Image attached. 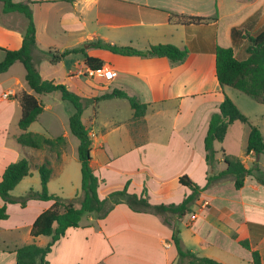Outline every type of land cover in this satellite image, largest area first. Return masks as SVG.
<instances>
[{
    "label": "crops",
    "instance_id": "crops-1",
    "mask_svg": "<svg viewBox=\"0 0 264 264\" xmlns=\"http://www.w3.org/2000/svg\"><path fill=\"white\" fill-rule=\"evenodd\" d=\"M13 1L30 4L36 37L32 56L43 79L63 83L83 97L119 89L147 104L141 120L133 119L131 108L127 120H121L117 113L111 115L103 122L99 134L89 127L95 123V110L93 118L84 123L92 141L90 165L99 178L98 194L101 198L114 191L109 188L106 194H100V190L113 180L119 184L114 185L115 188L122 189L127 184L129 193L140 195L145 187L151 204L179 203L191 192L189 187L179 183L180 175L186 174L204 186L208 174H216L225 168L224 155L239 157L248 168L251 167L248 160L255 163L252 152L241 156L223 150L220 156L216 155L214 165L210 167L205 161L203 140L210 116L218 111L224 96L234 101L229 87L220 86L217 80L215 47H232L237 58H247L245 33L254 34L264 28V0ZM182 17L203 19L182 21ZM25 25L26 19L22 14L3 12L0 2V47L18 49ZM233 29L237 31L235 39L232 38ZM96 39L139 50L169 43L187 49V53L183 60L172 62L166 56L123 55L87 47L89 56L103 61L102 70L116 72L110 79L89 68L81 53H69L56 62H51L41 53L47 49L63 51L83 46ZM0 50L5 55L3 49ZM10 78V84L0 94V179L5 167L17 161L22 153L32 157L30 149L39 151L38 156L44 157L42 161L48 159L60 163L64 153L63 149L58 158L46 150L21 144L18 147L9 142L10 136L16 140L20 134L9 131L16 111L18 119L21 114L17 95L21 91L34 94L20 75H10ZM4 92L10 93L7 98L1 97ZM53 93L60 96L56 91L46 95ZM42 107V112L53 108L49 102H42ZM235 122L228 126L222 141L233 128L244 130ZM17 128L22 132L18 120ZM112 132L118 134L112 136ZM42 161L35 160L33 167L37 168ZM3 203L0 197V206ZM50 205L51 201L39 199H29L25 206L18 202L7 203L8 216L0 220V234L4 233L0 264H17L15 251L24 244L34 242L44 246L47 243L48 240L39 243V237L43 235L32 237L30 228L37 215ZM191 209L190 213L194 209L198 213L194 212V218L190 219L193 239L189 247L182 239L185 248L224 264H242L240 262L245 261L253 264L251 253L247 255L240 249L245 247L239 241L247 239L251 248L258 250L261 264H264V184L259 183L254 175H247L239 189L235 188L231 177L213 182L200 192ZM12 213L18 217L13 219ZM199 213H203L202 217ZM22 227L27 232L23 240L18 241L15 236ZM171 232V226L164 223L159 215L133 211L127 204L118 203L102 218L89 213L85 223L69 227L46 259L50 264H94L97 256L112 261L117 256L133 255L143 264H169L177 256L169 240ZM160 244L165 249L164 253H160Z\"/></svg>",
    "mask_w": 264,
    "mask_h": 264
},
{
    "label": "trees",
    "instance_id": "trees-1",
    "mask_svg": "<svg viewBox=\"0 0 264 264\" xmlns=\"http://www.w3.org/2000/svg\"><path fill=\"white\" fill-rule=\"evenodd\" d=\"M3 12H17L26 19V25L22 30V43L18 49H6L4 58L0 61V73L16 61L23 64L25 68V82L35 94H47L58 92L63 101L70 103L73 112L69 117V128L73 134L80 139L78 147V159L81 170V193L76 197V201L63 199L61 196L48 192V181L52 176V167L50 161L45 159L42 164L37 165L40 175L39 191L29 189L20 197H13L10 191L20 182V180L30 174L31 165L28 159L22 158L9 163L0 179V197L4 201L0 206V220L8 216L7 203H20L25 206L29 199H39L51 201V205L41 211L30 228V235L37 237L47 236L49 239L44 246H39L34 242L24 244L15 251L17 264H50L46 259L53 245L65 235L69 227H78L80 219L85 213H96L99 218L106 216L110 210L118 203H125L133 211L148 212L162 217L164 223L171 226L170 241L173 243L178 261L177 264H224L216 259L207 256H199L196 253L185 248L180 237V230L167 215L174 216L178 221L187 213L191 212V206L197 200L200 192L215 181H220L231 177L236 189L244 185V179L247 175H254L256 180L264 184V172L260 173L257 164V158L264 153V138L258 127L249 125V134L247 138V152H252L256 158L251 167H247L243 161L234 155H224L225 168L216 173L208 174L206 184L200 186L194 182L188 175L183 174L178 177L179 183L191 189L179 203L169 204H151L148 201L146 188L142 193H129L127 184L118 190L111 191L106 197L101 198L98 194L99 178L94 173L91 165V137L89 129L82 122V113L89 105H96L102 99L118 97L125 98L133 109V119L141 120L146 112L147 104L140 102L135 96L128 95L125 91L114 89L110 93H105L94 97H83L70 90L63 83H56L53 80L43 79L33 60L32 52L36 47L35 24L32 16V10L28 2L0 0ZM182 21L201 20V17H182ZM236 29L232 30V38H236ZM248 39L247 53L245 59H239L235 56L232 47H215V69L216 77L220 86L234 88L251 98L256 102L264 104V28L257 33H245ZM87 47H98L107 49L111 52L123 55L140 56H166L172 62L183 60L187 49L179 48L173 44L162 43L151 45L146 50H139L131 46H121L107 41L96 39L85 43L83 46L72 47L63 51L47 49L42 54L51 62L59 61L69 53H81L84 62L94 71L103 67L101 59L91 57L86 53ZM17 98L21 105V114L18 120V126L22 130L17 135L16 140L22 146L38 150H46L55 153L59 158L65 148L66 139L63 135L56 137H47L41 133L26 131L28 126L34 122L42 112V102L32 93L21 91ZM234 121L248 123L247 117L239 110L236 104L228 97L224 96L218 105V111L210 116L206 134L203 140L205 151V161L212 167L216 160V150L214 141H222L226 135L228 125ZM257 171V172H256ZM239 243L250 250L253 264H261V256L258 250L252 249L247 239H242Z\"/></svg>",
    "mask_w": 264,
    "mask_h": 264
},
{
    "label": "rangeland",
    "instance_id": "rangeland-1",
    "mask_svg": "<svg viewBox=\"0 0 264 264\" xmlns=\"http://www.w3.org/2000/svg\"><path fill=\"white\" fill-rule=\"evenodd\" d=\"M0 55L4 57L1 50H0ZM3 57H0V61L3 59ZM10 75H20L22 81H24L25 68L23 64L19 61L15 62L13 65H11L8 68L7 71L0 73V82H2L1 88H0V94H1V91L7 85L10 84V80H11ZM228 89H229V92L232 98L235 101L233 102L236 104L239 110L247 117L248 123L239 122V121L235 122V125H237V127H244V130L241 132L239 131V129L233 128L229 132V134L227 135L224 141L222 142L217 141V140L214 141V149L217 151V154H216L217 156H220L223 150H225L226 153L233 152V154L246 156L249 125L251 124V125L258 127L264 138V104L256 102L250 96L234 88L229 87ZM103 93H106V92L99 91V94H103ZM34 95L38 96L44 103L47 102L48 104L49 102L53 106V108L46 109L44 112H42L38 116V118L28 126L27 131L43 133L51 137H56L58 135H64L66 137V145H65V148L63 151L64 153L62 155V159L60 163L55 160H50L51 166L54 169L55 174H53V176H51L48 181V192L59 195L63 199L71 200V201L73 200L75 202L76 197L79 196L81 193V170H80V162L78 159V147L80 144V139L75 134H73L69 128V117L73 111V107L68 102L63 101L57 93H53L49 95L34 93ZM115 109L117 110L115 111ZM94 110H95V118H93ZM131 112H132V109L127 99H123V98L119 100H103L102 99L98 101V105L96 107H94L93 105H89L84 109L82 113V122L88 123L89 120L93 118L95 120V123H92V125H89V127L94 131V133L99 134L101 131L103 122L108 120V118L111 115L117 113L118 117L121 118V120L123 119L127 120L130 117ZM18 115L19 114L17 110L13 116V120L11 121V126L9 130L11 134L14 132L21 133V131H19V129L17 128V120H19ZM120 131L122 135L124 128H122ZM117 134H118L117 132H112V136H115ZM8 140L9 142H12L18 145V147H21V145H19V143L17 142V140H15L13 135L10 136ZM30 151L32 152V155H33L32 157L30 155H26L25 153H22L19 159L26 158L30 160L29 162L31 164V174L24 177L14 187V189L11 191L12 196L20 197L24 195L26 191H28L29 189L39 191L41 188L39 171L36 167H33V165L36 164L35 160L37 162L38 161L40 162L44 159V157L38 156L39 151L37 150L30 149ZM33 157H35L34 158L35 160L33 159ZM247 164L249 166H252L253 162L251 160H248ZM257 164H258L259 172L263 173L264 172V153L260 156V159L258 160ZM215 166L218 167V164L215 163ZM116 184L118 183L113 180H112V183L111 182L107 183L106 187L100 190V194L102 195L106 194L109 188H112V190L120 189L121 187L115 188L114 185ZM162 202L167 203L166 200H163ZM194 212L198 213V211L194 209L192 213L187 214L181 221L179 220V222L176 217L167 215V217L170 218L171 223L174 222L176 224V222H178L177 226L181 232L180 237L181 239L185 241L188 247L190 245V242L193 239V236L190 230L192 227V223H190V219L192 218V214ZM88 214L89 213H85L82 215L80 224H83L87 221ZM28 215L29 214H27L26 219L28 218ZM202 215L203 213H199L200 217H202ZM11 216L13 217V219L15 217H18L14 213H12ZM21 216L24 217L25 215H21ZM93 225L95 226V228H97V224L95 223V221L93 222ZM167 227L170 228L169 226ZM26 232H27L26 228L22 227L19 230V232H17V235L15 236L16 240L18 241L23 240V237L24 235H26ZM3 234L4 233L0 234V245L3 244L2 243V238L4 236ZM216 236H218L217 233H216ZM47 240H48L47 236L39 237V243L41 244L45 243ZM240 249L243 253L250 255L249 250H247L246 248H240ZM159 250H160V253L165 252V249L163 248L161 244L159 245ZM97 257L96 259L98 260L94 264H143L139 261V258L136 259V256H133V255H130L127 257L117 256L116 259L112 261L111 260L106 261V259L103 258L102 256L100 258H97ZM177 261H178V257L176 256L175 261L172 262L170 260L169 264H177ZM240 263L248 264L246 261L240 262Z\"/></svg>",
    "mask_w": 264,
    "mask_h": 264
},
{
    "label": "built area",
    "instance_id": "built-area-1",
    "mask_svg": "<svg viewBox=\"0 0 264 264\" xmlns=\"http://www.w3.org/2000/svg\"><path fill=\"white\" fill-rule=\"evenodd\" d=\"M97 72L102 73V76L106 79H110L114 77L116 74V72L112 69H104V70L100 69V70H97ZM9 94H10L9 92H4L2 93L1 97L7 98ZM192 218H194V215H192Z\"/></svg>",
    "mask_w": 264,
    "mask_h": 264
}]
</instances>
